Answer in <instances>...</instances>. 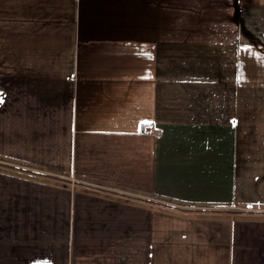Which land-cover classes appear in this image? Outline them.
<instances>
[{
  "label": "crops",
  "instance_id": "0c3cea01",
  "mask_svg": "<svg viewBox=\"0 0 264 264\" xmlns=\"http://www.w3.org/2000/svg\"><path fill=\"white\" fill-rule=\"evenodd\" d=\"M0 264H264V0H0Z\"/></svg>",
  "mask_w": 264,
  "mask_h": 264
}]
</instances>
